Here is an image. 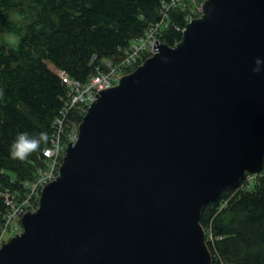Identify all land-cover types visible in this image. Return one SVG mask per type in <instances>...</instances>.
Returning <instances> with one entry per match:
<instances>
[{
    "label": "water",
    "instance_id": "95a60500",
    "mask_svg": "<svg viewBox=\"0 0 264 264\" xmlns=\"http://www.w3.org/2000/svg\"><path fill=\"white\" fill-rule=\"evenodd\" d=\"M95 93L0 264H214L205 202L264 164V0H202Z\"/></svg>",
    "mask_w": 264,
    "mask_h": 264
},
{
    "label": "trees",
    "instance_id": "16d2710c",
    "mask_svg": "<svg viewBox=\"0 0 264 264\" xmlns=\"http://www.w3.org/2000/svg\"><path fill=\"white\" fill-rule=\"evenodd\" d=\"M169 1L0 0V191L21 196L23 183L50 164L42 149L50 145L52 123L69 101L70 87L61 72L81 82L97 69H108L107 61H123L131 41L160 21L163 3ZM188 2L167 11L157 29L162 42L174 45L182 36L191 11ZM145 54L127 61L124 72L143 62ZM83 114L73 106L64 123L77 125ZM21 133L39 141L38 150L25 160L10 155ZM220 194L205 202L200 216L213 235L207 242L214 264H264V173L250 186ZM5 209L0 194V222Z\"/></svg>",
    "mask_w": 264,
    "mask_h": 264
},
{
    "label": "built area",
    "instance_id": "2783aa9c",
    "mask_svg": "<svg viewBox=\"0 0 264 264\" xmlns=\"http://www.w3.org/2000/svg\"><path fill=\"white\" fill-rule=\"evenodd\" d=\"M185 0H171L167 3H163V7L161 9V19L160 21L155 22V24L149 25L144 31L143 35H140L137 38H134L131 41L130 51H127L125 54V58L123 61L119 62L116 65H112L110 61H107L109 68L97 69L96 72L85 81L79 82V80L73 79L66 75L65 72H61L63 77V81L66 82L70 87L69 91V101L65 106L60 108V122H65L68 114L70 112V108L73 106H77V108L81 111H86V107L89 103L94 101L95 93L101 89H106V87L114 85L119 77L124 72V67L126 66L127 61L135 60L138 55L144 57V54H151L154 50H156V42L160 41L158 38V27L162 24V21L167 16V11L174 6L180 5ZM189 6L191 11L187 13V21L191 18L193 19L194 13H200L203 10L202 1L199 2L197 0H189ZM144 53V54H143ZM143 54V55H142ZM145 54V55H146ZM77 125L71 126L69 133V142L77 139ZM66 144H56L52 143L48 147H45L44 153L47 157L50 158V164L46 166V168L40 167L37 169L36 177L34 180L26 181L23 183V187L25 189L24 193L20 196L19 192H12L11 190L4 189L0 191V194L3 195L4 202L6 203V209L2 212L3 221L0 222V246L7 239L4 237L5 234L10 233L14 230H19L20 227L15 223L16 221H21L23 213L28 209H35L38 206L35 202L38 201L41 187L46 182L54 179L58 173L59 165L61 162H58V158L62 153L65 152ZM264 168V167H263ZM264 169L259 171L247 173L245 175L243 181L241 182V186L243 185H251V183L255 180L259 175H263ZM38 195V196H37ZM14 233V232H13ZM12 234V233H11ZM212 233L207 234V241L212 240Z\"/></svg>",
    "mask_w": 264,
    "mask_h": 264
},
{
    "label": "clouds",
    "instance_id": "9594fccd",
    "mask_svg": "<svg viewBox=\"0 0 264 264\" xmlns=\"http://www.w3.org/2000/svg\"><path fill=\"white\" fill-rule=\"evenodd\" d=\"M38 147V140L30 138L27 133H21L11 146L10 155L13 159L25 160L33 151L38 150Z\"/></svg>",
    "mask_w": 264,
    "mask_h": 264
},
{
    "label": "bare ground",
    "instance_id": "6f19581e",
    "mask_svg": "<svg viewBox=\"0 0 264 264\" xmlns=\"http://www.w3.org/2000/svg\"><path fill=\"white\" fill-rule=\"evenodd\" d=\"M174 6H177V5H174ZM174 6H172V7H174ZM194 14H197V13H194ZM198 16H200V15L199 14L198 15H193V17H198ZM122 57H123L122 59H124V56H122ZM106 89H107V87H106ZM59 117L60 116L57 115V117L54 119V122L52 123L54 125V129L55 130H54L53 135L51 136L50 145L52 143H55V142H56V144H58L59 143V138L61 136H63V137H62V140H61V143L60 144L65 143V142H68L70 140L68 135L70 133V129H71V126L72 125L70 124V126H68L66 123L60 122L59 121ZM75 140H73V141H75ZM44 149H42L43 150V153L45 151ZM44 155H45V153H44Z\"/></svg>",
    "mask_w": 264,
    "mask_h": 264
},
{
    "label": "rangeland",
    "instance_id": "374dc122",
    "mask_svg": "<svg viewBox=\"0 0 264 264\" xmlns=\"http://www.w3.org/2000/svg\"><path fill=\"white\" fill-rule=\"evenodd\" d=\"M160 41H161V40H160ZM123 73H124V72H122V74H123ZM62 137H63V136H61V137L59 138V144L61 143ZM37 196H38V195H37ZM15 223L18 225V227H20L19 230H14V231H12V232H10V233L5 234V235H4L5 238H8V239H9L10 236H11L12 234H14V233L19 232V231L22 230V227H21V225H20V222H19V221H16ZM13 232H14V233H13ZM11 233H12V234H11Z\"/></svg>",
    "mask_w": 264,
    "mask_h": 264
}]
</instances>
